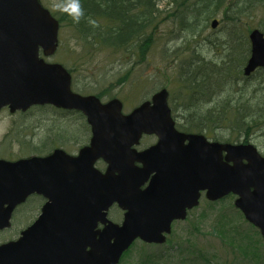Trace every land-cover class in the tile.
<instances>
[{
	"label": "water",
	"instance_id": "water-1",
	"mask_svg": "<svg viewBox=\"0 0 264 264\" xmlns=\"http://www.w3.org/2000/svg\"><path fill=\"white\" fill-rule=\"evenodd\" d=\"M59 27L39 0H0V110L52 104L81 111L92 129L77 156L56 149L46 157L0 160V227L10 225L28 195L48 198L40 218L0 247V264H118L136 238L163 243L171 222L186 217L201 191L210 200L236 194L235 206L264 238V157L257 148L227 144L224 162L218 143L176 131L166 88L129 114L117 98L102 103L72 92L70 73L40 56L56 51ZM249 39L246 76L264 68V33L255 28ZM144 133L159 142L138 151ZM98 159L108 163L105 172L94 167ZM114 203L127 210L122 225L107 218Z\"/></svg>",
	"mask_w": 264,
	"mask_h": 264
},
{
	"label": "rangeland",
	"instance_id": "rangeland-1",
	"mask_svg": "<svg viewBox=\"0 0 264 264\" xmlns=\"http://www.w3.org/2000/svg\"><path fill=\"white\" fill-rule=\"evenodd\" d=\"M41 2L59 16H62L68 3L67 0H41ZM173 4L171 0L159 1V9H161L162 15L159 18L160 22L153 29L154 34L152 27L147 28V34H151L150 39H154V43L151 44L143 59H140L141 51L137 55L136 52H131L133 51L131 49V51L125 48L120 50L100 49L97 47L98 45L91 43V41L87 42L83 39L82 42L79 38L81 35L79 34L78 37L75 27L67 22L60 28L59 48L48 60L60 62L68 69H74L72 75L75 91L81 94H96L105 89L103 100L107 101L113 97H119L124 102L123 111L125 113L144 100H149L160 88L167 87L170 91L173 113L177 120H181L184 108L182 102L183 85L181 79H176L175 74L181 65L182 58L189 59L190 55L183 57L181 55L185 39L175 23L173 14L176 12H173V8H175ZM215 18H218L221 22V10L218 11ZM243 21L247 23L249 21L252 26L251 29L256 27L262 30L264 7L253 10L250 17L244 18ZM223 26L220 23L218 28L213 29L209 24L203 35H211L212 37L220 35L219 29H222ZM201 48L206 60L214 61V59H217L213 64L218 61L219 57H222L219 54L224 53L220 49L213 50L209 45ZM215 53H219L217 58H215ZM124 76H127L126 80L124 79L125 81L121 79ZM223 79L229 81L226 76ZM263 80V74L257 71L248 81H239L234 99L237 100L242 95L239 91L243 86L242 83L247 84L250 92L259 85L258 93L264 94ZM223 85L217 88L218 93L213 95V100L208 105L210 108H215L216 113L219 115H223V112L221 113L222 104L229 98L231 99L230 91L225 90ZM249 91L244 93L245 99L251 106H255L257 102L254 97H250ZM261 102L262 100L259 103ZM227 114L228 119L231 120V108H229ZM261 121L264 122V117ZM84 122L75 111L68 112L53 107L32 108L25 114H19L18 112L10 114L8 110H3L0 112V147L7 150L8 158L12 160L31 155H47L56 147H62L69 153H77L81 146L89 142L91 136L89 126L87 127ZM207 124V122L202 123L204 126ZM250 124H258V121L255 123L252 120ZM212 125L213 122L209 124L210 127L206 126V130L208 131ZM57 127L67 130L65 132L60 130L65 137L56 136ZM253 129L255 133L250 136V142L255 144L260 152L264 154V123H259ZM234 199L233 195L229 196L210 209L212 205L203 196L194 213L186 221H181L174 226L173 234L170 236L171 241L167 245L159 248L137 241L122 263L136 262L139 259V253L145 250H151V252L159 254V251L170 249L174 254L173 251L179 243L190 239L194 245H198L202 250L206 249L211 253L216 250L219 253H224L223 257L227 259L228 263H234L233 260L237 258L238 263L235 264H248L247 258L241 256L243 255L241 244H245L242 237L249 236L251 241H256L259 239V235L235 208ZM29 219V216L16 212L13 225L8 230L7 236L9 239L18 236L20 231L28 224ZM116 220L119 221L117 218ZM222 227L230 236L229 240L220 236V234L224 235L223 232L218 233L219 236L216 234L210 237V233L214 232L213 230H222ZM190 244L186 245L187 248ZM260 254L264 256V248L260 249ZM195 264L197 263L195 262Z\"/></svg>",
	"mask_w": 264,
	"mask_h": 264
},
{
	"label": "trees",
	"instance_id": "trees-1",
	"mask_svg": "<svg viewBox=\"0 0 264 264\" xmlns=\"http://www.w3.org/2000/svg\"><path fill=\"white\" fill-rule=\"evenodd\" d=\"M62 16L53 12L54 16L60 21L61 25L67 22L75 27L79 38L85 41L98 45L97 47L112 48L120 50L128 49L131 52H136L140 59H143L147 50L154 43L151 34H147V28H154L162 15L159 9L160 0H67ZM174 4L173 12L175 23L179 31L185 39L183 44L182 57L190 55L189 59L181 60V65L175 74L176 79H181L183 85L182 102L184 104L181 120L182 129L192 131L196 127L200 130L206 129L218 117H214L215 108H208L207 104L212 99V94L216 93L217 88L224 86L225 90L231 93V99L228 96L221 106V113L226 118L228 110L231 108L232 116L235 120L232 124L231 135L235 134V139L243 142H249L250 135L254 134L255 128L259 123H264L261 119L264 117V94L258 93L259 85L252 92L249 91L247 84L244 83L239 89L240 97L235 100L239 81L246 82L249 78L243 76V66L247 62L251 45L248 34L251 30V24L244 22V18L250 17L253 10L259 7H264V0H171ZM224 8V11H223ZM221 10V23L224 25L219 29L220 35H203L205 28L211 24L216 17L218 11ZM263 30H264V23ZM204 44V45H203ZM209 45L213 50L220 49L223 54L215 53V58L218 54L222 57L214 63L212 60H206L203 54L202 46ZM191 47H194L191 49ZM131 49V50H130ZM71 72L74 69H69ZM263 74L264 69L257 70ZM256 71V72H257ZM122 76V75H121ZM120 76V77H121ZM228 77V79H223ZM119 77V78H120ZM127 76L122 77L126 80ZM120 79V80H121ZM124 80V81H125ZM264 82V80H263ZM74 84V83H73ZM103 89L96 93L103 97ZM249 91L250 97H254L257 102L255 106H251L245 99V92ZM257 97V98H256ZM258 99V101H257ZM262 100L261 103H259ZM235 102V104H234ZM173 103V102H172ZM231 103V105H230ZM173 105V104H172ZM254 105V104H253ZM174 106V105H173ZM226 110V112H225ZM178 113V112H177ZM176 113V114H177ZM80 117L83 116L80 114ZM215 118V119H214ZM222 119V118H221ZM255 121L258 124H250V121ZM207 122L206 126L202 125ZM237 128V129H235ZM242 129V132L240 131ZM210 209L215 204L210 203ZM234 210V209H233ZM235 211V210H234ZM241 215L242 213L238 211ZM253 227V226H252ZM259 239L251 241L249 236L242 237L245 244L242 245V254L247 258L248 264H264V256L260 254V249L264 248L263 240L258 229L253 227ZM213 230L210 237L220 234L226 240H229V235L223 229ZM219 236V235H218ZM242 240V242H244ZM191 243L188 248L187 244ZM172 250L159 251V254L145 250L139 253V259L132 263L122 264H235L228 263L224 259V253L218 251L210 252L206 249L202 250L198 245H194L192 240H187L179 243L177 248Z\"/></svg>",
	"mask_w": 264,
	"mask_h": 264
},
{
	"label": "flooded vegetation",
	"instance_id": "flooded-vegetation-1",
	"mask_svg": "<svg viewBox=\"0 0 264 264\" xmlns=\"http://www.w3.org/2000/svg\"><path fill=\"white\" fill-rule=\"evenodd\" d=\"M3 110H8L10 112V114L15 113V112H18L19 114L20 113L25 114L26 112H28L31 109H29L27 111L18 110L15 112H11L10 108L8 106H6L3 109H1V111H3ZM214 117H218L219 119H216L214 121V124L211 126V128L208 131L206 129L204 131H202L203 133L205 132V136L207 137L208 141L209 142H220L223 145H225L228 142H231V134H230L231 130H230V128L227 127V125L230 124L231 121L229 119H226V117L224 115H221V114L219 115L217 113L214 114ZM175 122H176L175 127L177 128V130L184 132L185 130L182 129V124L185 121L175 119ZM57 129H58V131L56 133V136H58L60 138L65 137V135H63L61 133V131L65 132L67 130L66 129L63 130V129H61V127H59V128L57 127ZM192 131H193V133H199L200 132L198 128H196ZM192 131H190V132H192ZM185 132H189V131H185ZM240 140H243V138H241ZM249 141H250V137H249ZM158 142H159V137L156 134H144L140 140V143L137 145V149L139 151L146 150V149L151 148L152 146L157 145ZM187 144H188V140L184 141L181 146L183 147V146H186ZM209 145H211V144H209ZM2 153H4L5 155H3ZM221 155H222V160L226 161L227 151L222 149ZM0 160L14 161L15 159L12 160V159L8 158L7 150L2 149L0 147ZM136 163L141 166V163H139V162H136ZM96 166H97V168L100 169L101 172H105L108 168V163L102 159H99L96 163ZM150 179H151V177H150ZM148 183H149V181L147 182L146 186L148 185ZM146 186L144 185L143 188H145ZM205 194H206V192H202V197L205 196ZM229 196H231V194H228L225 197H223L217 201H211V202H213V203L222 202ZM47 201H48V199L45 196L39 195V194H33V195H30L25 202L20 204L13 212L10 227H0V247L4 244H7L9 241L18 239L21 235V232L24 230V229H22L20 231L19 235L16 237L9 239V237L7 236L8 230L13 225V219L16 215V212H20V214H22V215L25 214V215L30 217L31 220L29 219L28 224L25 226V228H27L29 225L33 224L40 217V215L42 213V209H43V207ZM196 208L197 207H194V208L188 210L187 219H188V217H190V215H192V213H194V210ZM126 213H127V210L120 207L118 203H115L108 210V218L115 223L122 224L124 219H125ZM116 218L119 221H117ZM187 219H185V220L174 219L172 221V233L174 231L175 225H177L181 221H186ZM98 228L103 229L104 225L99 223Z\"/></svg>",
	"mask_w": 264,
	"mask_h": 264
}]
</instances>
